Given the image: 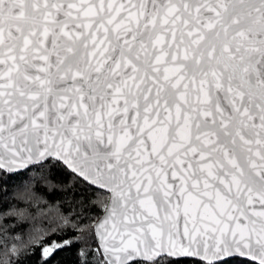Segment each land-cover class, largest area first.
I'll return each instance as SVG.
<instances>
[{"label": "snow or ice", "instance_id": "obj_1", "mask_svg": "<svg viewBox=\"0 0 264 264\" xmlns=\"http://www.w3.org/2000/svg\"><path fill=\"white\" fill-rule=\"evenodd\" d=\"M71 248L264 264V0H0V264Z\"/></svg>", "mask_w": 264, "mask_h": 264}, {"label": "trees", "instance_id": "obj_2", "mask_svg": "<svg viewBox=\"0 0 264 264\" xmlns=\"http://www.w3.org/2000/svg\"><path fill=\"white\" fill-rule=\"evenodd\" d=\"M74 253L75 248L67 249L64 252L58 253L57 259L61 261V264H73L75 259ZM32 259L35 260L36 257H32Z\"/></svg>", "mask_w": 264, "mask_h": 264}]
</instances>
